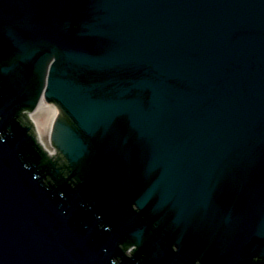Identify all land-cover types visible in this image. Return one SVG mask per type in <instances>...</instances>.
Wrapping results in <instances>:
<instances>
[{"label":"water","instance_id":"obj_1","mask_svg":"<svg viewBox=\"0 0 264 264\" xmlns=\"http://www.w3.org/2000/svg\"><path fill=\"white\" fill-rule=\"evenodd\" d=\"M0 264H264V0H0Z\"/></svg>","mask_w":264,"mask_h":264},{"label":"rangeland","instance_id":"obj_2","mask_svg":"<svg viewBox=\"0 0 264 264\" xmlns=\"http://www.w3.org/2000/svg\"><path fill=\"white\" fill-rule=\"evenodd\" d=\"M47 106L49 107H44V109H40L38 112H36L35 114H33V119L34 120H40V123H46L48 117H49V111L48 109H52L54 108L55 106L54 105H48ZM56 108V107H55ZM46 128L43 129L41 128L40 130V134H41V137L43 138V141L45 142L46 146L53 151V148L51 146V143H50V129H51V126L50 124L45 125Z\"/></svg>","mask_w":264,"mask_h":264},{"label":"bare ground","instance_id":"obj_3","mask_svg":"<svg viewBox=\"0 0 264 264\" xmlns=\"http://www.w3.org/2000/svg\"><path fill=\"white\" fill-rule=\"evenodd\" d=\"M42 101H46L45 98H43ZM44 107H49V106L46 105V102H45V104L41 103L40 109H44ZM35 111L38 112L39 108H36ZM48 111H49V117H48L46 123H40V120H35L34 121L36 123V124H34V126H35V129H36L37 132H40L41 128L45 129L46 128L45 125L48 126V124H50V126H51L53 124V120L59 114V112L57 111V109L55 107L52 108V109H48Z\"/></svg>","mask_w":264,"mask_h":264}]
</instances>
